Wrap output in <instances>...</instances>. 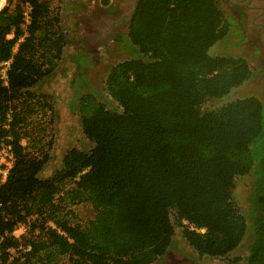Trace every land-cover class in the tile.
<instances>
[{"label": "trees", "instance_id": "16d2710c", "mask_svg": "<svg viewBox=\"0 0 264 264\" xmlns=\"http://www.w3.org/2000/svg\"><path fill=\"white\" fill-rule=\"evenodd\" d=\"M24 1L5 0L0 9V62L21 36ZM28 1V36L13 56L9 87L0 82V124L8 123L15 156L0 188V264H156L171 250L176 226L198 257L222 259L242 243L247 217L254 239L243 264H264V103L247 97L202 111L252 76L246 59L209 54L234 29L222 1L139 0L127 29L131 57L106 76L112 104L90 94L79 103L92 148L66 151L48 177H41L48 156L29 154L21 141L37 106H47L36 89L67 36L55 9ZM245 176L252 185L243 214L233 191ZM82 202L94 218L73 224L71 207ZM22 223L28 230L18 240L11 234ZM21 245L30 250L10 260Z\"/></svg>", "mask_w": 264, "mask_h": 264}, {"label": "rangeland", "instance_id": "374dc122", "mask_svg": "<svg viewBox=\"0 0 264 264\" xmlns=\"http://www.w3.org/2000/svg\"><path fill=\"white\" fill-rule=\"evenodd\" d=\"M120 1V0H118ZM108 0H70L63 10L60 30L66 34V43L61 57L55 62L51 75L39 82L36 89L39 96H45L47 106H37L36 114L30 118L28 129L21 144L29 154L43 152L49 158L41 177H48L62 168V156L72 148L88 152L92 145L83 136L80 128L79 103L81 98L90 94L100 101L112 104L105 90L106 76L113 66L126 58L131 52L125 50L128 44L127 29L123 31L120 42L115 38H99L96 29H106L104 21L113 19L105 17ZM220 8L228 16L226 8L220 3ZM5 5L2 2L0 9ZM119 8L125 6L120 1ZM113 17H116L115 14ZM234 25V24H233ZM229 33L228 40L215 44L209 50L212 56H239L246 59L250 65L252 76L241 87L221 99L207 100L202 105V111L217 109L231 101L247 97H256L264 103V65L253 52L251 43L241 39L238 27ZM236 30V31H235ZM115 35V34H114ZM264 56V54H263ZM116 106V104H113ZM48 109V110H44ZM47 111H50L48 115ZM252 177L245 176L236 180L233 200L241 213H247ZM73 187L71 182L66 184L65 191ZM74 216L70 218L73 224H85L92 220L95 211L90 203L82 202L71 207ZM173 220V219H172ZM247 230L239 248L230 256L222 259L200 258L182 238L181 228L175 227V235L171 250L167 257L156 264H243L248 255V247L254 239L251 219L247 217ZM67 264V260L61 261Z\"/></svg>", "mask_w": 264, "mask_h": 264}, {"label": "flooded vegetation", "instance_id": "af4514ba", "mask_svg": "<svg viewBox=\"0 0 264 264\" xmlns=\"http://www.w3.org/2000/svg\"><path fill=\"white\" fill-rule=\"evenodd\" d=\"M122 1L125 6L119 8L117 3ZM108 0V7L105 11V17L113 19L104 21L109 26L106 29H96L95 33L99 38H108L110 36L117 38L122 36L123 31L128 28L130 19L135 11L139 0ZM226 8L228 16L233 20L234 25L238 27L237 32L241 39L251 43L253 52L258 56L261 65H264V0H221ZM115 14L116 17H113ZM115 34V35H114ZM264 75V67H263Z\"/></svg>", "mask_w": 264, "mask_h": 264}, {"label": "built area", "instance_id": "2783aa9c", "mask_svg": "<svg viewBox=\"0 0 264 264\" xmlns=\"http://www.w3.org/2000/svg\"><path fill=\"white\" fill-rule=\"evenodd\" d=\"M39 4H46L49 7L53 8L60 14V17L63 15V10L67 8L68 2L70 0H37ZM20 12H21V21L19 30L21 31V36L17 39L13 48L11 50L12 56L10 59L0 62V82L1 85L5 88L9 87V70L13 61V56L16 55L19 45L25 41L28 36L29 27L33 21V5L25 0L20 4ZM14 33L12 32L7 36V39H13ZM50 108V104L47 105ZM48 109H45V111ZM48 115H50V111H47ZM10 118H8L9 120ZM1 130L4 131L3 135H0V188L5 184L11 169L15 163L14 149H13V137L9 133L8 123L0 124ZM30 220V219H28ZM183 225H188L187 222L183 221ZM190 229L195 230L193 226H190ZM28 230V224L22 223L18 224L14 231L12 232V236L18 240L21 237L25 236ZM197 231V230H196ZM203 231V230H201ZM30 250V246L21 245L17 250H10V260L13 257L18 255V252H28Z\"/></svg>", "mask_w": 264, "mask_h": 264}, {"label": "bare ground", "instance_id": "6f19581e", "mask_svg": "<svg viewBox=\"0 0 264 264\" xmlns=\"http://www.w3.org/2000/svg\"><path fill=\"white\" fill-rule=\"evenodd\" d=\"M3 1H5V0H2V2H3ZM2 2H1V4H2ZM0 6H1V5H0Z\"/></svg>", "mask_w": 264, "mask_h": 264}, {"label": "water", "instance_id": "95a60500", "mask_svg": "<svg viewBox=\"0 0 264 264\" xmlns=\"http://www.w3.org/2000/svg\"><path fill=\"white\" fill-rule=\"evenodd\" d=\"M1 2H2V0H0V5H1Z\"/></svg>", "mask_w": 264, "mask_h": 264}]
</instances>
